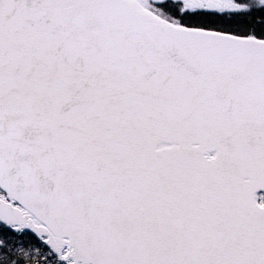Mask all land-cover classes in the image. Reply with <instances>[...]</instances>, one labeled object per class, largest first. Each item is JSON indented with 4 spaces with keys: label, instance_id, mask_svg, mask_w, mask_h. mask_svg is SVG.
I'll return each instance as SVG.
<instances>
[{
    "label": "snow or ice",
    "instance_id": "obj_1",
    "mask_svg": "<svg viewBox=\"0 0 264 264\" xmlns=\"http://www.w3.org/2000/svg\"><path fill=\"white\" fill-rule=\"evenodd\" d=\"M0 264H264V0H0Z\"/></svg>",
    "mask_w": 264,
    "mask_h": 264
}]
</instances>
